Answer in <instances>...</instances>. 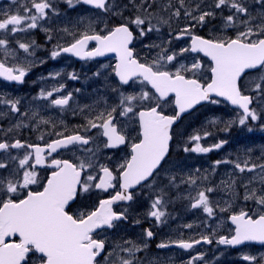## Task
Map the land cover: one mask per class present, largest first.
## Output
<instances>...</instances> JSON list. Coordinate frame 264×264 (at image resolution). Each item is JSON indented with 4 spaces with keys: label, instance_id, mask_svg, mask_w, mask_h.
I'll return each mask as SVG.
<instances>
[{
    "label": "snow or ice",
    "instance_id": "1",
    "mask_svg": "<svg viewBox=\"0 0 264 264\" xmlns=\"http://www.w3.org/2000/svg\"><path fill=\"white\" fill-rule=\"evenodd\" d=\"M37 29L51 44L47 57L37 56L45 47L33 38ZM204 29L207 36L198 34ZM186 38L190 43L181 44ZM108 53L117 62L93 72L103 84L91 104L75 100L80 88L65 91L61 78L79 80L75 71L41 74L42 87L30 101L0 91V121H8L0 123V264H172L171 256L149 255V248L156 230L173 219L167 210L173 192L205 214L204 232L185 238L183 229L200 226L186 223L179 235L170 232L156 244L188 253L181 264H208L200 245L264 246V145L259 155L245 147L204 171H185L171 155L174 125L202 102L224 104L233 115L209 119L188 137L184 152L223 149L227 139L202 143L216 135L211 129L264 132V0H11L0 10L4 87L25 84L48 60L87 62ZM169 106L172 114L165 112ZM49 108L80 114L84 122L68 132L63 120L41 115ZM24 130L43 143L22 139ZM121 146L130 149L125 157L112 166L101 162H111L109 151ZM222 165L229 168L216 183ZM41 169L51 170L46 179ZM145 189L144 217L152 225L133 239L126 235L130 217V226L142 220L131 209ZM216 193L227 199H213ZM118 202H126L119 211ZM220 213H229L234 225L228 234L219 233L222 223H209ZM241 259L264 264V251L249 249Z\"/></svg>",
    "mask_w": 264,
    "mask_h": 264
},
{
    "label": "flooded vegetation",
    "instance_id": "2",
    "mask_svg": "<svg viewBox=\"0 0 264 264\" xmlns=\"http://www.w3.org/2000/svg\"><path fill=\"white\" fill-rule=\"evenodd\" d=\"M198 33L203 34V36H207L208 35V30L204 29V30H200ZM33 38L37 41V43H41V40L43 41V39L45 37H42V39H40L39 34L37 33H33ZM186 42H189L186 38L185 40ZM185 44V43H183ZM37 56L39 57H44L45 56V51L44 50H39L37 52ZM68 57L71 61H74L76 64H78L79 66H81V68L79 69L80 71H86L88 72L87 76H90V82L92 85H98L99 87H102L103 81L93 78L92 74L93 72H95L100 66H93L94 63H101L102 64H106V61H80L78 60L76 57H71V56H65ZM202 57V56H201ZM203 59V58H202ZM203 61L205 62L206 66L209 63L206 59H203ZM72 64V63H71ZM60 70H63L65 73L66 71H68L67 68H61ZM55 71H57V69H55ZM33 81H37L36 83H33ZM42 84L38 81L37 76H32V77H27L26 78V83L20 86L14 85V86H9L7 87L9 90V94H17L16 96L19 97H26L28 100H31V98L33 96L36 95V93L39 91V87ZM22 88V89H21ZM13 96V95H12ZM71 103V102H70ZM92 101H89V104H91ZM37 105H39V102H36ZM216 107L215 111H218V115H222L223 117H228L230 115H233L232 109H230L229 107H226L224 104H220V105H213L210 104L208 106L205 107ZM200 109H204L203 108H199L198 110H196L194 112V114H198L197 112H200ZM223 111V113H220V111ZM55 111L57 113H59L58 110L55 109ZM165 112L168 114H172V107H166L165 108ZM41 115L44 116L45 118H52L56 121L59 120H63L64 121V125L67 126V130L68 132H72L75 130L77 125L82 124L83 121V117L80 114H73V113H69L66 115L65 118L62 117V119H60L59 117H57V115L54 114V112L49 113V112H45V110L41 109ZM0 123H2L5 127H7L8 125V121L4 120V121H0ZM175 130V129H174ZM182 127H179L175 130L176 133L179 132V137L177 138L179 141L185 139V137H182ZM234 128L232 129V131L230 133H225V132H217L216 130H214V132L216 133L215 137L216 139H227L229 141V143L227 145H225L227 148H230V145L232 144V138L234 135L233 132ZM246 130L244 129H240L237 128V134L238 136H243L245 143H246V147H250L252 146L254 149V154L257 155L256 153L259 154V150H260V146L264 145V132L257 130H254L253 132H251V135L246 138L245 134H246ZM67 134V133H66ZM22 139H26L28 140L30 143H43L42 141H39L37 139V134L35 132H30L28 130H24L21 136ZM47 139V137H46ZM129 148L126 146H121V148L119 149H114V150H106L109 151V155L111 156V162L107 161V160H103L102 159V163H110V166H112V164H114L115 162L121 160L123 157H125L128 152H129ZM172 155V160L174 163L178 164L183 170L187 171L186 168V163L185 161L188 159H194L195 161H199L200 159H205V160H211V159H215L217 156H224L225 154H203V155H196V156H190L187 157L186 154H171ZM206 155V156H204ZM193 165V163H190V166ZM228 170V166H223L222 167V171L219 172L218 174V179L221 173L226 172ZM39 174L41 179H46L48 175H50L49 169H45V170H39ZM36 187V186H33ZM185 186H182L181 188H183ZM114 190H110V192H114ZM173 194V193H172ZM109 195V193H101L100 197L101 198H107ZM174 195H176V193H174ZM149 194L148 191L145 189L142 193H140V195L137 197V203H135L132 206V213L133 216H136L138 218H140L142 220V223L139 226H130L131 225V217H130V222H129V226L127 227V233L126 235L128 237H131L133 239L136 238L137 234L144 228L150 227L152 225V221L149 219H146L144 217V213H146L147 209H148V205H149V198H148ZM224 198L226 199L227 196L225 195ZM96 197H93V200H95ZM184 203L187 204L188 202L186 200H184ZM123 206H126V202H120L116 205H114L115 210L119 211ZM73 211H75L77 208L80 207L79 203L76 204H72L71 205ZM168 210V209H167ZM181 213H179V211H176L174 214H172L173 219H171L169 221V226H165L162 229H158L157 231V236L150 242V248H149V255H160L165 257V259H167V256H171L173 258L172 260V264H181L182 261H186L188 259V253L178 249V248H172V249H167V250H160L156 248V244L160 242V240L162 238H165L167 234H169L170 232L172 233L173 236L179 235V225H183L186 223H193L194 225H200L199 227H195L193 229H183V233H184V237L187 238L189 235H194L195 233L198 232H204L205 228L203 225L198 224L193 222V217L195 215H191V214H187L188 210L187 207L180 209ZM168 212L172 213L171 211V206L168 210ZM201 220L204 218V216L202 214H200L198 216ZM209 223L212 224L211 221H209ZM230 229H234L233 226L230 227ZM224 231H226V234L229 233L228 229H225ZM221 245H217L216 243H213L212 245H201V246H197V249L200 251H204L206 252V261L208 262V264H245L244 261L240 260L239 258L236 257V259H231L232 256L237 255V252H245L248 251L249 249L252 251H258V250H263L264 248L261 249H257L253 246H248L245 247L243 249H232V248H221ZM238 252V253H240ZM223 253V255H221Z\"/></svg>",
    "mask_w": 264,
    "mask_h": 264
},
{
    "label": "rangeland",
    "instance_id": "3",
    "mask_svg": "<svg viewBox=\"0 0 264 264\" xmlns=\"http://www.w3.org/2000/svg\"><path fill=\"white\" fill-rule=\"evenodd\" d=\"M10 5H11V3L5 2V4L1 6V9H3V10L8 9L10 7ZM66 12H69L70 13V17L73 19V16H72L70 10L66 9ZM45 44L46 45H51L49 42H46ZM69 61H71V60L70 59H67L65 57H60V58H58L57 60H55L53 62L55 64H57V67L60 68V69L63 67V68L70 69L69 70L70 72H73V71L77 72L80 75V79L79 80H69V79L66 78V76H64V77L61 78L62 81L67 85V87H70L71 89H74L75 88V85L74 84H82L81 87L85 91H86L85 88L92 89V87H91L92 84L90 82V76L85 75V71H80L79 70L81 68V66H79V65H76L75 66L74 63L72 65ZM107 65L113 66V63H109ZM66 73H68V71H66ZM40 75L41 74H39V76ZM83 78H84V81L85 82H83ZM72 83H73V85H71ZM89 93L91 94V92H89ZM83 98H84V96H78L76 98V101L78 103H80L81 100L83 101ZM39 103L41 104L43 102L39 101ZM73 107H75V105ZM215 109H216V107H213V106L212 107H205L203 110L200 109V112H197L198 114H194L191 117H189V118L186 119L187 122L182 126V130H181V132H182L181 135H182V137H185V139L181 140V144L187 145L189 143L188 142V137L190 135H192L195 131L200 130L202 126L207 127V121L209 119H211V118H213L215 116H219L218 115V111H215ZM53 110H54L53 111L54 114L57 115V117H59L60 119H62V113H60V112L57 113L55 111V109H53ZM220 113H223V111L221 110ZM228 115L231 116L230 114H228ZM220 116H222V115H220ZM211 130L214 132V130H216V129H211ZM250 135H251V133H249V132H246V134H245L246 138H248ZM215 140H217V139L214 136H212V137H209L207 140L202 141V143L209 144V143L215 142ZM237 142L239 143L240 148L243 149V148L246 147V143H244V142L241 141V137L237 138ZM250 147H252V146H250ZM256 154L259 155L258 153H256ZM191 170H193V169L190 168V167H187V171H191ZM204 170L205 169L203 168L201 171H204ZM224 173L225 172H223V173L220 174L219 179L221 177H223V174ZM219 179L215 180V182H219ZM220 195H221L220 193L219 194L218 193L213 194V197L212 198L213 199H217V198H219ZM243 206L244 205H243L242 202L239 203L237 205V210H238L239 207H243ZM228 214L229 213H225V217L224 218H219L215 223L212 224L213 227H215L216 224H221L222 223V227L219 229V233L220 234H226V231H224L225 229L230 230L229 220L227 219ZM258 251H264V249L263 250H258ZM238 252H240V251H238ZM238 252H237V255H235V256L231 255L232 256V259H236V257H237L240 260H242L241 259V255H242V253L244 251L243 252H240V253H238ZM253 252H256V251H253Z\"/></svg>",
    "mask_w": 264,
    "mask_h": 264
},
{
    "label": "water",
    "instance_id": "4",
    "mask_svg": "<svg viewBox=\"0 0 264 264\" xmlns=\"http://www.w3.org/2000/svg\"><path fill=\"white\" fill-rule=\"evenodd\" d=\"M202 103H205V102H202ZM242 246V245H241ZM237 247H240V246H237Z\"/></svg>",
    "mask_w": 264,
    "mask_h": 264
}]
</instances>
